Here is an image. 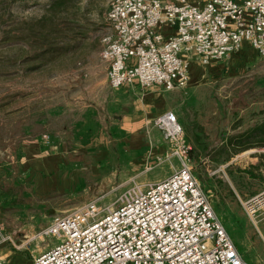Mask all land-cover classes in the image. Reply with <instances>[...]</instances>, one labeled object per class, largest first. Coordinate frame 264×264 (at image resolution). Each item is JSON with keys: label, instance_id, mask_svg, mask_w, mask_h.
<instances>
[{"label": "rangeland", "instance_id": "rangeland-1", "mask_svg": "<svg viewBox=\"0 0 264 264\" xmlns=\"http://www.w3.org/2000/svg\"><path fill=\"white\" fill-rule=\"evenodd\" d=\"M111 1L0 0V226L14 238L0 253L32 259L56 243L40 236L53 218L92 200L109 208L125 190L179 169L167 159L159 130L149 132L151 146L145 129L142 138L137 132L128 139L106 109L119 98L100 60ZM198 66L191 85L168 92V110L183 129L193 175L237 252L248 264H264V218L253 224L239 203L264 184L238 174L256 165L264 149L226 164L225 152L217 156L223 138L264 120V57L245 48L222 65ZM152 88L133 87L123 99L135 102ZM31 151L43 154L35 159Z\"/></svg>", "mask_w": 264, "mask_h": 264}, {"label": "built area", "instance_id": "built-area-1", "mask_svg": "<svg viewBox=\"0 0 264 264\" xmlns=\"http://www.w3.org/2000/svg\"><path fill=\"white\" fill-rule=\"evenodd\" d=\"M106 21L111 33L102 40L100 60L113 90L134 83L184 90L193 62L222 65L245 48L264 57V0H112ZM150 123L179 169L125 190L109 208L92 200L53 218L40 236L56 243L32 264H248L193 175L174 114ZM239 203L253 224L264 218V190ZM13 240L0 226V246Z\"/></svg>", "mask_w": 264, "mask_h": 264}, {"label": "crops", "instance_id": "crops-1", "mask_svg": "<svg viewBox=\"0 0 264 264\" xmlns=\"http://www.w3.org/2000/svg\"><path fill=\"white\" fill-rule=\"evenodd\" d=\"M197 64L198 63L196 62H193L191 64L189 85H191L190 83L192 82V68H194ZM214 65L210 66V68L214 67ZM137 86V83H134L131 86H125L123 88H120L119 90H116L117 92H115L114 95L119 98L115 99L116 101H112V103H110L109 100L108 104H106V109L109 110L110 113L113 112V120L117 122L118 126L120 127V130L124 133V135H126V137L127 135H129L128 139H132V137L137 136V132L141 134L140 138H142V130L145 129L147 138L149 140V132H153V127L150 128L149 126L150 122L156 117L166 112H172L168 110L170 108V105H167V95L172 93L163 92L158 88H152L142 94L138 100L136 99L135 102L131 103L123 99L126 98V96L131 92L130 89ZM161 93H164V95H162ZM90 107L93 109L94 105ZM38 114H40V112ZM133 139L135 140L136 137ZM162 141L167 147V144L165 143L164 139ZM148 143L149 146L152 145L151 140H149ZM51 145L53 146V143H51ZM166 150V152L169 151L168 148ZM30 154L33 155V158L39 159L42 156L43 152L31 151ZM52 154L54 156L58 155L54 151L52 152ZM32 259L26 253H18L11 251H5L4 253H0V264H32Z\"/></svg>", "mask_w": 264, "mask_h": 264}, {"label": "trees", "instance_id": "trees-1", "mask_svg": "<svg viewBox=\"0 0 264 264\" xmlns=\"http://www.w3.org/2000/svg\"><path fill=\"white\" fill-rule=\"evenodd\" d=\"M43 1L53 4L59 0ZM222 143L224 144L217 156H221V153L225 152L226 156L224 159H222L224 164L228 163L233 158V156L243 152L253 149H264V120L259 121L243 134L230 136L229 138L225 139L223 138ZM254 157L258 159L257 164L250 165L247 169L238 171V174L240 177L245 175L248 179L258 180L264 184V153L258 154Z\"/></svg>", "mask_w": 264, "mask_h": 264}]
</instances>
